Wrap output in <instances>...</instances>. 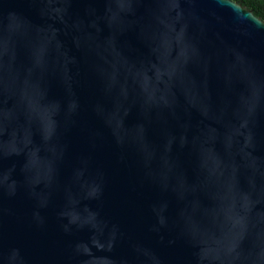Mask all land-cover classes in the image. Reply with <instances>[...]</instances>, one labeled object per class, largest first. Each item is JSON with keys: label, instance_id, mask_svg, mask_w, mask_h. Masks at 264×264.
Here are the masks:
<instances>
[{"label": "water", "instance_id": "obj_1", "mask_svg": "<svg viewBox=\"0 0 264 264\" xmlns=\"http://www.w3.org/2000/svg\"><path fill=\"white\" fill-rule=\"evenodd\" d=\"M0 264H264V21L0 0Z\"/></svg>", "mask_w": 264, "mask_h": 264}, {"label": "trees", "instance_id": "obj_2", "mask_svg": "<svg viewBox=\"0 0 264 264\" xmlns=\"http://www.w3.org/2000/svg\"><path fill=\"white\" fill-rule=\"evenodd\" d=\"M240 5L248 8L256 17L264 21V0H244Z\"/></svg>", "mask_w": 264, "mask_h": 264}, {"label": "clouds", "instance_id": "obj_3", "mask_svg": "<svg viewBox=\"0 0 264 264\" xmlns=\"http://www.w3.org/2000/svg\"><path fill=\"white\" fill-rule=\"evenodd\" d=\"M244 0H232V3L235 5V4H241L243 3Z\"/></svg>", "mask_w": 264, "mask_h": 264}]
</instances>
